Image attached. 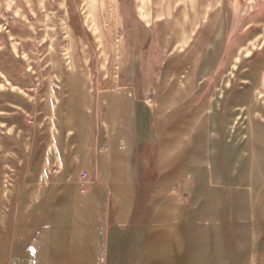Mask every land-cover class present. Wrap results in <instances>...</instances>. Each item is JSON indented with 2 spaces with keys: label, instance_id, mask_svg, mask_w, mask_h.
<instances>
[{
  "label": "rangeland",
  "instance_id": "1",
  "mask_svg": "<svg viewBox=\"0 0 264 264\" xmlns=\"http://www.w3.org/2000/svg\"><path fill=\"white\" fill-rule=\"evenodd\" d=\"M0 264H264V0H0Z\"/></svg>",
  "mask_w": 264,
  "mask_h": 264
}]
</instances>
